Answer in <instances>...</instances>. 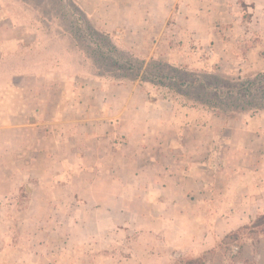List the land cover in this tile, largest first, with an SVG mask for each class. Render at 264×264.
Here are the masks:
<instances>
[{"label": "crops", "instance_id": "crops-1", "mask_svg": "<svg viewBox=\"0 0 264 264\" xmlns=\"http://www.w3.org/2000/svg\"><path fill=\"white\" fill-rule=\"evenodd\" d=\"M94 46L152 60L170 83L30 71L94 60ZM11 60L0 203L9 186L50 187L43 203L60 206L24 213L37 222L12 238L0 214V264H231L234 244L264 264V0H0V74Z\"/></svg>", "mask_w": 264, "mask_h": 264}, {"label": "rangeland", "instance_id": "rangeland-1", "mask_svg": "<svg viewBox=\"0 0 264 264\" xmlns=\"http://www.w3.org/2000/svg\"><path fill=\"white\" fill-rule=\"evenodd\" d=\"M85 46V45H84ZM66 47V45H65ZM98 51L96 50V46L92 48V55L95 57L94 60H87L85 58V55L79 54V53H70L66 54L68 57L63 58L60 60H30V71L33 70H39V63L42 64V67L46 66L47 71L51 70V78L52 82L62 78L63 82L65 84H68V79L71 78L73 80L77 76H70L66 77L67 75H62L61 77L56 76L55 68L59 69L61 68L65 73H75L80 75L81 73H84L87 68H93L95 71L103 69L104 72L108 74V76L112 73L119 74L121 78L124 79H134V80H143L149 81L151 83H156L162 86H165L166 84H169L170 81H167L165 77H161V75L156 74V65L152 60H141L139 58H136L132 54H130L127 51H117L113 50L112 52L115 53V56H110L112 57H117L118 63L113 64V59L108 58V57H101L100 54L97 53ZM63 55L65 53H62ZM111 54V53H110ZM109 54V55H110ZM94 62V63H93ZM21 65V61H15L11 60L9 61V76H5L3 74H0V89H4V87L11 83V79L16 80L19 82L21 80L20 75H11V72H15V67ZM132 67V69H131ZM100 68V69H99ZM0 69V73H1ZM141 72H143L141 75ZM155 72V73H154ZM82 76V75H81ZM80 77V76H79ZM112 76H110L111 78ZM194 79V77H191ZM66 80V81H65ZM95 81L96 78H95ZM142 81V82H143ZM143 82V83H144ZM222 84V83H221ZM262 86L261 84H255L253 87L254 90V99L252 104H255L257 101L262 100ZM150 93L157 98H166V96H170V94L165 93V92H158L157 89H150ZM209 97V95H206ZM18 99L20 98L19 96L17 97ZM264 99V98H263ZM34 100H36L34 98ZM235 103H238V100L234 99ZM250 104V103H249ZM5 111L8 110L9 108L4 109ZM3 112V111H2ZM0 113V115L2 114ZM254 114V113H253ZM255 115V114H254ZM211 127L215 128H220V124L216 123V120L211 123ZM54 194H59L58 192H55V190L50 187H47L46 189H41L37 190L35 189L34 191H31V189H27L24 187H10L9 186V196L6 197L5 201L1 204L0 203V214L5 215L9 217V221H3L7 222L9 224V238L16 237L18 235H21V229L23 225L27 224L28 221L31 223L37 222L34 220H28L26 217L24 218L23 214L24 213H45V212H51L52 210L54 211V207L59 209V204L54 205L51 203V205L43 203L45 199L51 198L53 199ZM38 196L44 197V198H38ZM63 207V205H62ZM69 210V205L68 209ZM28 220V221H27ZM44 221V220H43Z\"/></svg>", "mask_w": 264, "mask_h": 264}, {"label": "built area", "instance_id": "built-area-1", "mask_svg": "<svg viewBox=\"0 0 264 264\" xmlns=\"http://www.w3.org/2000/svg\"><path fill=\"white\" fill-rule=\"evenodd\" d=\"M240 250H241L240 246L238 244H234L228 251V257H229V261H231V264L232 263L241 264L240 261L238 260Z\"/></svg>", "mask_w": 264, "mask_h": 264}, {"label": "trees", "instance_id": "trees-1", "mask_svg": "<svg viewBox=\"0 0 264 264\" xmlns=\"http://www.w3.org/2000/svg\"><path fill=\"white\" fill-rule=\"evenodd\" d=\"M174 71H179V73H181V70H174ZM159 73H161V72H159ZM181 81H183L182 83L184 84V83L187 81V79H183V80H182V78H181ZM187 94H188V93H187ZM216 97H217V95L214 94L213 98H216ZM254 225H255V226L262 225V227H263V229H264V217L259 218V219L254 223Z\"/></svg>", "mask_w": 264, "mask_h": 264}]
</instances>
